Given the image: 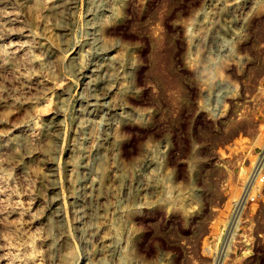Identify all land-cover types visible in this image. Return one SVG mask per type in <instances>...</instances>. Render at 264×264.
<instances>
[{"label": "rangeland", "instance_id": "1", "mask_svg": "<svg viewBox=\"0 0 264 264\" xmlns=\"http://www.w3.org/2000/svg\"><path fill=\"white\" fill-rule=\"evenodd\" d=\"M228 20L234 34L212 40ZM17 41L23 48L8 53ZM116 53L132 69L114 156L122 176L139 170L156 193L118 209L100 203L90 236L75 163L99 127L86 128L87 115L107 100L101 89L93 99L94 69ZM263 120L264 0L0 2V264H264V159L218 258L210 231L230 188L256 166ZM150 157L153 174L143 167ZM102 170V188L112 186ZM29 233L36 239L25 251ZM107 233L112 257L102 254Z\"/></svg>", "mask_w": 264, "mask_h": 264}, {"label": "bare ground", "instance_id": "2", "mask_svg": "<svg viewBox=\"0 0 264 264\" xmlns=\"http://www.w3.org/2000/svg\"><path fill=\"white\" fill-rule=\"evenodd\" d=\"M3 1L4 0H0V2ZM57 8L58 6H56V9ZM220 30L229 35L234 34V30L228 20L225 25L215 24L211 33L212 40L217 36ZM19 34V37L28 36L25 31H22ZM23 46L24 45H22L20 41L11 43L8 46L7 52L10 54H16L23 48ZM25 58H27L29 62H32L33 60L29 55ZM131 69V62H129L122 54L116 53L111 59L99 64L94 69L93 73L91 90L93 92L94 101L98 103L101 96L105 97L107 100L105 101V104H98V108L100 109H95L96 112L87 115L85 127L88 128V125L90 124L99 127L88 134L87 139L89 145L81 150L80 158L78 162L75 163L76 169L78 168L77 170H83V176L78 177L77 182L81 190V201L87 206L89 216L92 220L90 236H94L99 230L97 217L100 203H105L104 210L118 209L121 207L123 200L132 203V197L137 194L152 195L156 193V188L151 181L142 182V174L139 170H136L130 177L122 176L118 170L117 160L114 156L116 145L114 127L117 122L124 121L130 117L126 110V105L121 100L119 94L122 88H125V86L127 87L126 83L128 82V76ZM98 89H101V96L94 93ZM100 111L101 114H99ZM98 117L99 121L96 119ZM263 140L264 120L258 125L255 142L261 144ZM263 159L264 148L257 159L256 166L253 167L250 174L245 178L242 186L239 188H230L223 201V208L219 209L216 216L212 218L210 231H212L213 234H216L217 239H219V245H217V248L215 247L216 249L214 251V256L216 258L224 252L227 234L234 214L233 212L242 204L248 192H251L254 188L258 172L261 169L260 164ZM104 163L108 166L109 180L111 181L112 186L102 188V165ZM156 166L157 162L151 157L143 164L144 169L149 170L151 174L154 173ZM52 200H58V196H55ZM17 214L21 216L23 215V212H18ZM57 214L58 213H55L54 215L57 216ZM29 218L31 219L30 222L36 220L33 216H30ZM3 219L6 218L3 217ZM221 223L225 226L224 231L219 230ZM35 239L34 235L29 233L19 243V248L25 251L33 250ZM101 242L102 254L106 257H112L116 248V240L111 237L110 233H107L101 237ZM55 249L56 246L53 245L51 247V252L55 251ZM51 262L53 263V260ZM89 264L111 263L104 257H98Z\"/></svg>", "mask_w": 264, "mask_h": 264}]
</instances>
